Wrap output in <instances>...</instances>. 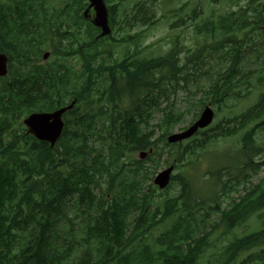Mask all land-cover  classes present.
Wrapping results in <instances>:
<instances>
[{
	"label": "trees",
	"instance_id": "16d2710c",
	"mask_svg": "<svg viewBox=\"0 0 264 264\" xmlns=\"http://www.w3.org/2000/svg\"><path fill=\"white\" fill-rule=\"evenodd\" d=\"M154 1L126 13L107 0L110 27L154 26ZM85 5L0 0V52L8 57L0 77V264H234L247 252L240 264L263 262L264 175L252 179L260 167L254 158L264 154V0L200 20L194 7L179 17L192 20V48L176 35L163 53L146 56L140 44V57L126 48L113 61L112 50L136 47L139 34L97 38ZM45 50L51 61H42ZM179 89L192 109L172 101ZM254 89L256 102L241 112L167 143L188 112L195 119L210 104L217 114ZM72 100L53 148L26 133L22 118ZM237 135L236 150L218 151L200 171L212 144ZM170 164L181 170L159 189L153 177ZM223 196L227 206L217 201ZM252 218L258 226L248 230Z\"/></svg>",
	"mask_w": 264,
	"mask_h": 264
},
{
	"label": "rangeland",
	"instance_id": "374dc122",
	"mask_svg": "<svg viewBox=\"0 0 264 264\" xmlns=\"http://www.w3.org/2000/svg\"><path fill=\"white\" fill-rule=\"evenodd\" d=\"M140 0H112L113 3H120V11H124L126 13H130L132 7L134 4ZM246 0L238 1V0H155L152 5L153 10L155 11L156 17L160 18L159 21L152 27H144V26H134L131 25L128 22L117 25L114 27H110L111 31L110 34L115 40H118L119 38L125 36L126 34H139V38L136 40V47L132 44L125 45V44H118L115 49H113L111 54V59H108L110 61H113L115 59H121L123 57V52L128 48L130 51L138 50V57H140V44L142 46H145L148 48L145 49L144 55L149 56L150 54H157V53H163L168 48L171 47L173 40L175 39V36L178 35V39L180 40L181 45L186 46L188 48H192L194 42L196 41V37L193 33V26H192V20L186 19L185 22L183 20H180V16H185L187 14H191V11L194 7L198 8L199 13L196 15V19L200 20L203 17L207 16H214L218 13H222L225 10H235L239 6H244ZM106 7H108L106 3ZM175 10H178L177 13H175ZM201 12V14H200ZM123 14L121 15L120 19H123ZM88 19L90 20V16H88ZM108 20H109V14H108ZM175 20H178L181 25L177 26L175 29H170L169 24ZM183 22V23H182ZM141 30V32H140ZM108 35V36H109ZM97 38H101L100 31L98 32ZM262 40V39H261ZM182 56V55H181ZM53 58L50 56L48 60H52ZM69 63L76 64V57H71L69 59ZM193 89V88H191ZM200 93H196L194 97L197 99L200 95ZM257 89H254L252 93L248 96V98L244 100H230L226 103L225 106L222 107V109L215 114L213 118L212 124H218L222 121H224L225 117L231 116L235 113L241 112L249 105H252L254 102H256L258 98ZM187 96V89H179L176 93V95L171 99L175 102V104L180 108H188L191 109L193 106H191V103L188 102L187 99H185ZM213 108V107H212ZM215 112V108H213ZM198 112V111H197ZM200 112V111H199ZM192 113L188 112L185 116L184 121L181 124H178L175 126V128L172 130L179 131L182 128L187 127L194 119L192 118ZM155 122V120L153 121ZM211 124V125H212ZM237 136L232 137H226V138H219L214 144H212L209 147V153H207L206 157L202 158V161L199 164L200 171H205L207 167L209 166V162L212 160L214 156L217 155L218 151L225 150L228 153H232L237 148ZM263 135H261L260 140H258L259 145L263 146L261 143L263 139ZM217 150V151H213ZM174 150H170V152H173ZM138 152H135L132 157L137 159ZM169 155V151L165 149L162 154V158L165 159ZM209 156V157H208ZM211 157V159H210ZM173 158H171L170 161H172ZM254 161L257 163H260V167L257 171V175H255L252 179V182H256L259 177L264 175V164H262V161H264V154H260L254 158ZM164 167V165L162 166ZM162 167L160 169H162ZM159 169V170H160ZM158 170V171H159ZM180 169L174 170V174L178 173ZM177 187L175 186L171 191L176 192ZM232 197H236V193L231 194ZM202 198H205V194H201ZM210 200L209 198L206 199V203H208ZM219 202L222 203L223 206H227V203L229 202V198L223 196L218 198ZM214 217V216H213ZM213 217H211L213 219ZM211 219V220H212ZM210 219L206 220L205 222L198 221V224L201 228H203V225L210 224ZM258 226L257 221L255 218H252L247 223L246 228L248 230L256 229ZM163 229V228H162ZM159 231V230H158ZM242 231V228H237L233 230V233L240 234ZM217 237L213 238L212 241L215 242ZM213 248H209L204 253V259H206L207 255L212 251ZM259 249H254L250 252H258ZM249 252L243 253L239 256L238 260L234 264H240V260L248 255ZM254 264H264L263 262H256Z\"/></svg>",
	"mask_w": 264,
	"mask_h": 264
},
{
	"label": "water",
	"instance_id": "95a60500",
	"mask_svg": "<svg viewBox=\"0 0 264 264\" xmlns=\"http://www.w3.org/2000/svg\"><path fill=\"white\" fill-rule=\"evenodd\" d=\"M89 5L85 10V16L92 10V23L101 29V35H107L110 32L108 26V13L104 0H87ZM48 52H45L43 58L46 59ZM7 74V57L5 54L0 53V76ZM75 100H72L69 104L57 108L51 112H32L28 114L23 120V124L27 133L33 135L36 139L46 141L53 147L59 138L62 128L63 120L62 115L67 110L71 109ZM213 119V110L210 105H206L199 117L186 129L173 132L167 136L168 143H176L191 137L198 129L208 126ZM151 150L148 151L150 153ZM147 155L146 152H140L139 158H144ZM173 166L170 165L167 168L159 171L154 179L153 183L160 189L167 186L170 181Z\"/></svg>",
	"mask_w": 264,
	"mask_h": 264
},
{
	"label": "bare ground",
	"instance_id": "6f19581e",
	"mask_svg": "<svg viewBox=\"0 0 264 264\" xmlns=\"http://www.w3.org/2000/svg\"><path fill=\"white\" fill-rule=\"evenodd\" d=\"M100 217V216H99Z\"/></svg>",
	"mask_w": 264,
	"mask_h": 264
}]
</instances>
